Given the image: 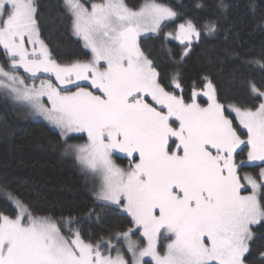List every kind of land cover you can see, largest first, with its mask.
<instances>
[{
  "label": "snow or ice",
  "instance_id": "1",
  "mask_svg": "<svg viewBox=\"0 0 264 264\" xmlns=\"http://www.w3.org/2000/svg\"><path fill=\"white\" fill-rule=\"evenodd\" d=\"M61 7L90 59L58 62L41 38L36 0H0V49L7 62L0 64V96L59 130L64 154L74 155L86 173L102 175L96 199L126 211L146 244L132 239V228L115 232L126 258L112 239L86 241L74 227L76 217L62 218L68 226L62 231L5 185L0 193L16 212H0V264H145V257L155 264H253V226L264 223V169L259 179L241 177L239 169L264 162V85L248 81L258 105H225L205 77L207 106L197 103L201 92L195 89L186 101L166 90L138 40L177 18L176 10L155 0L139 10L124 0H62ZM178 27L183 61L202 33L191 20ZM219 30L215 19L205 22L206 34ZM244 63L264 69V54ZM21 68L30 83L18 74ZM233 75L239 79V70ZM172 84L183 92L178 71ZM75 133H86L87 142L68 143ZM245 148L247 159H238ZM115 153L131 158L127 168L114 161ZM88 215L99 214L91 209ZM258 257L264 264V251Z\"/></svg>",
  "mask_w": 264,
  "mask_h": 264
},
{
  "label": "trees",
  "instance_id": "2",
  "mask_svg": "<svg viewBox=\"0 0 264 264\" xmlns=\"http://www.w3.org/2000/svg\"><path fill=\"white\" fill-rule=\"evenodd\" d=\"M87 4L102 0H84ZM152 0H124L132 9ZM172 7L179 16L162 24L158 33L141 39L142 48L160 72L166 90L180 93L185 100L193 89L205 88V77L216 87L217 98L237 106L258 105L248 81L264 85V69L248 65L245 60L264 54V0H155ZM41 38L45 40L58 62L91 58L81 37L73 34L70 19L64 15L62 0H36ZM226 5L222 8L220 5ZM215 19L219 31L204 32L205 22ZM191 20L202 35L194 41L188 55L180 61L183 44L166 35L178 30L181 23ZM238 53L239 57L234 56ZM0 60L5 61L0 49ZM239 70V79L234 72ZM180 73L181 93L174 88L172 76ZM264 90V89H262ZM244 133L243 131H241ZM245 134V133H244ZM85 134H72L68 143L85 141ZM126 163V157L116 156ZM257 168L259 165H251ZM256 172V171H255ZM254 172V173H255ZM17 193L36 214L49 215L64 231L62 218L76 217L81 234L92 242L113 237L117 231L133 226L132 218L114 206L96 199L98 183L93 173L85 172L74 155H65L59 130L40 117H31L17 104L0 96V186ZM91 209L99 214L89 216ZM0 212L14 216L15 208L0 196ZM252 242L253 264H260L258 253L264 251V223L255 225Z\"/></svg>",
  "mask_w": 264,
  "mask_h": 264
},
{
  "label": "rangeland",
  "instance_id": "3",
  "mask_svg": "<svg viewBox=\"0 0 264 264\" xmlns=\"http://www.w3.org/2000/svg\"><path fill=\"white\" fill-rule=\"evenodd\" d=\"M82 2H84L85 4H87L86 3V1H84V0H82ZM100 2H102V1H95L94 3H100ZM148 2H152V1H148ZM139 8L140 7H138L137 9H134V10H139ZM167 21H170V20H167ZM166 22V21H165ZM164 23V22H163ZM158 33V32H157ZM169 33H172V36H168V38H172V39H175V40H178V41H180V43L181 44H183V48H184V50H185V42H182V40L180 39V34H179V28H178V30H176V31H170ZM149 34H154V33H152V32H147V33H141V35H140V37L138 38V40H139V44H140V48H141V50L144 52V50H143V48H142V42H141V39L143 38V37H146V36H148ZM194 41H197V40H193L192 41V43L194 42ZM191 46H192V44H191ZM145 53V55H147L146 54V52H144ZM103 63V62H102ZM0 64H4L5 65V67H7V62L6 61H3V60H0ZM18 74L20 75V76H22V77H25V80H26V82H31V81H28L27 80V74L24 72V70L21 68V69H19V71H18ZM41 78H52L51 76H45V77H41ZM55 82V81H54ZM207 82V81H206ZM36 83L38 84L39 83V81L37 80L36 81ZM207 84V83H206ZM206 90V85H205V88L203 89V91H205ZM198 92H201V90H197ZM202 91V92H203ZM172 92H175V94L176 95H181L180 93H176V91L175 90H173ZM202 92H201V95H198L197 97H196V100H197V103H199V104H201L202 106H207V103L209 102L208 101V98L206 97V96H203V94H202ZM218 99V98H217ZM219 101V100H218ZM220 102V101H219ZM220 103H222V104H225V105H228V104H233V103H230V102H227V103H223V102H220ZM17 105L18 106H20L21 108H23V110L24 111H26V114L28 115V116H31V117H35V116H37V117H40V118H42V119H44V120H46L43 116H40V115H30V114H28V109H27V107L24 105V104H22V103H17ZM232 117H233V119H234V125H236V126H238V124H239V122H238V119H236L235 118V113H232ZM237 131L238 132H240V134H241V136H242V138H246V135L244 134V133H246V130H242V127L241 126H238L237 127ZM241 131H243L244 133H242ZM75 134H79V133H75ZM85 134V136H86V138H85V141L84 142H80V141H82V140H79V142L77 143V142H74V143H71V144H84V143H86L87 142V135H86V133H84ZM243 147V146H242ZM124 156V157H126V163L125 162H121L120 160H117V157L116 156ZM113 159H114V161L119 165V166H121V167H124V168H127L128 167V165H129V161H130V159L131 158H129L126 154H124V153H115L114 155H113ZM238 159H243V160H246L247 159V148H245L244 149V151H243V153H241V155L238 157ZM251 165H259L257 168H255V167H253V166H251ZM261 169H264V162H260V161H251V162H248L247 163V165L246 166H242L240 169H239V173H240V175H241V177H243L245 174H252L253 176H256L257 177V179H259V173H260V171H261ZM256 171V172H255ZM255 172V173H254ZM93 176H94V179L96 180V183H98V189H97V191L99 190V188H100V186L102 185V182H103V177H102V175H100V174H97V173H93ZM241 183L242 184H245V186L248 188V190L249 191H251V187L249 186V185H247V183H246V181L242 178L241 179ZM0 196H3L2 195V193H0ZM100 202V201H99ZM119 210L120 211H122V212H126V211H124L123 209H120L119 208ZM127 213V212H126ZM5 214V213H4ZM6 215H8V214H6ZM9 216H11V215H9ZM254 227V226H253ZM130 228H132L133 229V235H132V239L133 240H136V241H138L140 244H146V238L145 237H143V235H142V229H138V228H136L135 226H134V224H133V226H131ZM129 229V228H128ZM127 230V229H126ZM105 239H112V243L113 244H119L120 245V250L122 251V252H124V248H125V242L124 241H117L115 238H114V236L113 237H107V238H105ZM86 240V239H85ZM87 241V240H86ZM94 242H96V241H94ZM167 242L166 241H161V244L160 245H158V247H159V249H160V251L163 253V251H164V245L166 244ZM112 255H115V251H113L112 253H111ZM124 254H125V257L126 258H128L129 257V253H127V252H124ZM145 259V264H155V261L151 258V257H145L144 258Z\"/></svg>",
  "mask_w": 264,
  "mask_h": 264
}]
</instances>
